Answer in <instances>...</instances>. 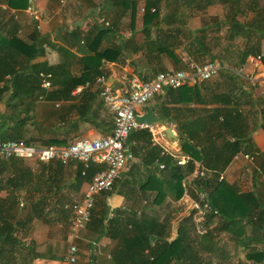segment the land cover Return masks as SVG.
<instances>
[{
	"label": "trees",
	"instance_id": "obj_1",
	"mask_svg": "<svg viewBox=\"0 0 264 264\" xmlns=\"http://www.w3.org/2000/svg\"><path fill=\"white\" fill-rule=\"evenodd\" d=\"M182 1L144 0V10L140 15L142 32L148 36L150 26L160 30L161 24L166 25L181 20L175 18V11L179 6H183ZM1 3L14 11H22L27 6V0H0ZM113 3V7L120 5L122 11L125 9L128 11L129 20L132 23L137 1L113 0ZM232 4H236L234 0ZM151 7L154 11H150ZM229 7L232 5L230 4ZM162 10L165 14L160 17ZM29 19L36 23L30 17ZM223 23L239 24L231 17L224 18ZM18 26L11 12L0 8V103L2 104L0 140L22 139L26 143L39 146L65 145L66 141L57 137L43 138L30 135L31 129L26 127L32 126L34 129L38 128L48 133H55L58 128L56 125L51 126L36 119V102L42 93L39 74L48 73L51 87L57 86L55 90L44 94L42 98L48 101L60 99V97L66 99L75 85L86 80L90 81L101 74L99 68L101 60H116L122 48L109 45L98 49L100 40L108 31V27L103 28L95 23L96 28L93 32L89 31L82 39L85 52L78 59L81 65L80 72L78 75H71L69 63L73 54L69 50L66 48L60 50L62 61L57 65L33 61L37 56L43 55L42 43L47 41L46 36H40L35 30L32 39L29 42L24 41L16 33ZM166 32L162 40L147 41L156 53L165 52L173 59L172 48L182 46V42L174 36L176 33H181L184 39L189 40L182 47L189 59L195 63H201L207 55L213 60L214 55L209 52L207 44L205 46L200 38L192 37L183 27L175 25ZM77 33L71 31L69 35L71 39H76L78 42L80 36H77ZM257 51L256 44L250 46L242 53L239 60L243 61L245 55ZM223 77L222 84L218 83L220 91L215 87V83L207 84L205 87L195 84L175 89L167 88L166 95H175L172 101L154 105L161 120H166L167 114L171 111L175 114H187L194 111V116L191 112L183 119L176 120L179 151L187 158L184 165L175 164L169 155H159L160 148L157 145H151V135L147 129H136L128 133L125 145L132 141L140 142L139 147L127 146L131 154L138 156L141 148H146L141 157L143 165L163 163L158 178L152 176L155 187L154 201L159 204L164 197L168 196L173 204L169 213L161 219L155 215L147 216L142 211H138L137 214V211L127 212L121 209H114L112 215L108 217L103 210V200H101V208L97 212L95 221L97 227H101L103 234L117 239L111 253L114 264H225L224 261L228 260L229 254L217 247L221 233L226 234L231 243L232 255L241 248L245 260L259 262L264 259V246H261L259 251L256 247V244L264 243V204L256 188L257 182L264 185V152L250 147L249 119L237 108L239 97L228 89L224 82L226 79L229 86H232L235 81L230 76ZM222 87L225 88L222 89ZM58 93L59 95H56ZM90 95L93 94L90 93ZM81 100L79 104L72 105L77 117L75 120L70 118L65 121L68 128L76 126L78 120H92L87 99L81 98ZM192 102L202 105L214 103V105L193 110L188 107H170L167 104L181 103L182 106H187ZM196 111L200 112L199 116ZM248 151L257 158L258 170L255 169L252 172L253 188L238 192L223 178L218 179V174L224 170L234 155ZM33 165H36L38 169L36 186L39 194L35 199H32V194H29L22 200L19 190L26 182L29 184ZM66 165H71L72 179L77 185L82 181H88L95 171L102 168L101 164L94 162L84 167L83 163L76 159L66 164L56 160L39 162L14 157L5 161L0 159V264H21L15 257L17 247L20 246L18 244L20 237L25 234L32 220L48 221L50 219L47 216L50 211L40 205L46 202L47 194L40 190L42 186H40L39 177L45 176L41 184L50 185L57 192L58 188L66 182L62 179ZM200 172L202 174H199ZM146 182L145 185L151 182L149 177ZM183 193L191 202L197 203L203 209L200 213L202 217L200 226L203 227V232L195 228V217L192 216L196 211L195 208H190L188 215L179 214L188 202L187 199L179 202ZM20 200H22L21 205H19ZM92 211L91 209L90 216ZM53 212L59 217L69 216L70 220L72 218L71 211L63 207L54 209ZM119 217L124 219L123 224H128V229L122 230V225H116ZM172 218L176 221L173 225ZM111 227L116 228V231L112 232Z\"/></svg>",
	"mask_w": 264,
	"mask_h": 264
},
{
	"label": "crops",
	"instance_id": "obj_2",
	"mask_svg": "<svg viewBox=\"0 0 264 264\" xmlns=\"http://www.w3.org/2000/svg\"><path fill=\"white\" fill-rule=\"evenodd\" d=\"M136 1V13L132 23H130L126 9L122 11L120 5L112 6L114 4L113 0H63L62 2H59V0H34L33 4L38 15L39 29L35 28V24L30 21L25 9L14 11L7 7V10L11 12L16 24L19 25L16 33L24 41L29 42L35 30L40 36H46L47 41L42 43L43 55L37 56L33 61H44L47 65H57L62 61L60 50L66 48L73 54L69 63L71 75H78L80 72L81 65L78 59L85 52L82 46L84 36L89 31L93 32L96 28L95 23L103 28L108 27V31L104 33L100 40L98 49L109 45L120 46L122 48L121 54L113 61L101 60L99 66L101 74L96 76H103L106 84L120 92L124 91L126 79L131 75L146 80L157 71L181 68L187 62L192 61L182 49L185 42L189 40L184 39L181 33H176L174 36L182 42V46L172 48L173 59L165 52L156 53L152 50L153 47L147 43L148 40L154 42L162 40L167 34L166 30L175 27V25L183 27L190 32L189 34L192 37L200 38L205 46L207 44L209 52L214 55V60L221 64L242 67L241 75L221 72L211 79L198 83V85L205 87L207 84L215 83V87L220 91L218 83L222 84L224 75L230 76L235 81H232L234 83L232 86H229L228 80L225 79L224 82L227 84V88L239 97L237 108L249 119L250 147L256 151L264 152V0H234L236 4H232L233 0H183V6H179L175 11V18L181 20H176V23L161 24L162 28L160 30L150 26L148 36L141 30L140 15L144 10V0ZM186 3L189 4L186 5ZM230 4L232 7H229ZM141 6L142 11L139 10ZM163 14H165V11L162 10L160 17H163ZM229 17L234 18L239 24L223 23L224 18ZM71 31L78 32L77 36H80L78 42L76 39H71L69 35ZM255 44L258 51L248 53L243 61L239 60L242 53ZM256 54L261 55L260 60L255 63L249 62L248 57ZM205 60L211 59L206 55L203 61ZM94 78L75 85L66 99L60 97V99L45 100L42 96L51 93L49 91L55 90L57 86L51 87L50 84L48 90L40 87L42 93L39 95L36 106L39 103L51 102L50 105L54 114L48 116L44 121H38L51 126L56 125L59 128H57V132L49 133V137L65 140L67 144L78 137H100L111 131L112 113L99 97L98 87L93 82ZM85 82H88V85L84 86ZM224 88L222 87V89ZM201 92L203 93V90ZM90 93L93 95H90ZM56 95H59V93ZM174 97L175 95H166L165 90H163L146 104L139 106L135 115L151 111L157 121L147 124L142 122L145 126L136 129H147L150 132L151 145H157L160 148L159 155H169L172 162L177 165H184L187 158L179 151L176 120L183 119L191 112H193L191 115L194 116V111L187 112V114H175L171 111L170 114H167L166 120H161L154 106L158 103L163 104L164 101L171 102ZM81 98L87 99L92 120H78L76 126L68 128L65 121L70 118L76 119L77 113L72 105L79 104L82 101ZM167 104L170 107H188L193 110L214 105V103L202 105L197 102L186 104L187 106H182L181 103ZM196 112L199 116L200 112ZM165 129H169L173 137L168 136ZM128 145L139 147L140 142L132 141L126 147ZM145 150L146 148L142 147L138 156L132 154V159L127 161L121 169L119 177L113 182L107 193L96 195L91 216L78 232L77 237L71 238L69 234L70 217H59L55 215L53 210L59 207L65 208V205H68V208L65 209H69L72 202L81 197L87 181H82L77 185L72 179L73 170L71 165L65 166L62 179H65L66 182L58 188L59 191L57 192L50 185H42L45 176H40L39 183L41 181L40 186H42L40 190L41 192L45 191L47 194L46 202L40 205L45 210L50 211L47 215L50 219L48 221L41 219L31 221L25 234L20 237V242L18 241L20 246L17 247L15 252L17 262H21V264H66L64 260L65 249L69 242H73L77 249L76 264H114L111 253L117 239L103 234L101 227H97L95 221V217L98 216L97 212L101 208V200H103V210L108 217L112 215L114 209H121L127 212L137 211V214L138 211H142L147 216L155 215L161 219L168 213L163 212L170 210L173 204L168 196L164 197L159 204L154 201L155 190L153 189L155 187L152 176L157 177L161 174L160 170L163 163L143 165L141 157L144 155L143 151ZM255 169L258 170L257 158L253 156L252 152H240L232 157L224 170L218 174V177L220 176V179L223 178L227 183L232 184L238 192H245L253 188L252 172ZM37 170V166L33 165V174L29 184L26 182L20 187V199L27 198L29 194H32V199H35L39 194L36 186ZM148 177L151 182L145 185ZM258 180L260 181V179ZM256 188L264 204V185L262 186L257 182ZM185 199L188 202L184 208L186 206L193 208L195 202H191L184 193L179 202ZM22 200L19 202L22 203ZM195 212L197 213L195 217L199 219L195 221L197 222L196 228L201 224L202 217L197 210ZM181 213L182 211L179 214ZM123 221L122 218L117 219L116 225H122V230L124 228L128 229V224H123ZM110 229L112 232L116 231V228L111 227ZM219 237L217 247L222 248L223 251L229 254L228 260L224 261L225 264H242V262L243 264H264V259L259 262L245 260L241 248H238L236 254L232 255L231 243L226 234L221 233ZM261 246L263 247L264 243L256 244L257 251L260 250Z\"/></svg>",
	"mask_w": 264,
	"mask_h": 264
},
{
	"label": "built area",
	"instance_id": "obj_3",
	"mask_svg": "<svg viewBox=\"0 0 264 264\" xmlns=\"http://www.w3.org/2000/svg\"><path fill=\"white\" fill-rule=\"evenodd\" d=\"M62 1L59 0V2ZM33 2L34 0H27L25 11L36 22L35 28L39 29L38 15ZM0 8L7 9V6L1 3ZM139 10H143L142 6ZM150 11H154V8L151 7ZM260 57V54L250 55L248 61L255 63L260 60ZM221 72L241 75L242 67L221 64L214 59L205 60L201 63L189 61L181 68L157 71L146 80L131 75L127 77L126 86L122 92L112 89L106 84L103 76H96L93 82L98 87V95L112 113V128L107 135L78 137L65 145L47 144L39 146L26 143L22 139L0 140V159L5 161L14 157L39 162L56 160L61 164L76 159L81 161L84 167L90 162L102 165V168L95 171L86 182L81 197L70 205L72 218L68 230L71 238L77 237L78 232L90 218V211L93 208L96 195L111 189L113 182L119 177L121 169L132 158V154L125 145L126 137L130 131L145 126L135 121L137 108L146 104L151 98L167 88L193 86L211 79ZM39 77L40 87L48 90L50 87L49 74L40 73ZM83 85H88V82ZM244 156L247 157L246 154ZM199 174H202V172ZM218 179H220V176ZM19 205H21V202H19ZM193 206L198 214L202 213L203 209L201 207L195 203ZM64 207L68 208V205ZM197 230L199 232L204 231L200 225L197 226ZM64 260L66 264H76L77 249L73 242L67 244Z\"/></svg>",
	"mask_w": 264,
	"mask_h": 264
},
{
	"label": "rangeland",
	"instance_id": "obj_4",
	"mask_svg": "<svg viewBox=\"0 0 264 264\" xmlns=\"http://www.w3.org/2000/svg\"><path fill=\"white\" fill-rule=\"evenodd\" d=\"M38 102V101H37ZM51 104V102H47L46 104H44V103H39V104H37V106L35 107V112H36V119L37 120H46L47 119V117L48 116H50V115H53L54 114V111H53V108H52V106L50 105ZM0 108H2V104L0 103ZM26 127H28L29 129H31V131H30V135H33V136H36V137H43V138H46V137H49L50 135H49V133L48 132H46V131H44V130H39L38 128H36V129H34V128H32V126H26ZM133 157V156H132ZM132 159V158H131ZM26 160H28V159H26ZM30 162V161H29ZM189 207V206H188ZM187 206H186V208H183L182 209V213L183 214H186V215H188L190 212H189V209L191 208V206L188 208ZM194 208V207H193ZM169 211L170 210H168V211H164L163 213H166V212H168L169 213ZM197 215V213L196 212H193V217H195ZM173 219V218H172ZM171 219V223H172V225L173 224H175L176 223V221L175 220H172ZM196 219H198L197 217H195L194 218V221H196ZM199 220V219H198ZM195 223H197V222H195ZM200 225V224H199ZM198 225V226H199ZM173 231V230H172ZM171 237H172V235H171ZM228 245H230V244H228Z\"/></svg>",
	"mask_w": 264,
	"mask_h": 264
},
{
	"label": "water",
	"instance_id": "obj_5",
	"mask_svg": "<svg viewBox=\"0 0 264 264\" xmlns=\"http://www.w3.org/2000/svg\"><path fill=\"white\" fill-rule=\"evenodd\" d=\"M135 121L137 123L145 122L147 124V123L156 122L157 119H156V117L153 115V113L151 111H148V112H146L144 114L135 115ZM165 132L167 133L168 136H172L173 137V135L170 133L169 129H165Z\"/></svg>",
	"mask_w": 264,
	"mask_h": 264
}]
</instances>
